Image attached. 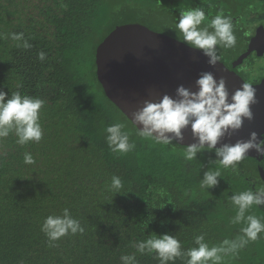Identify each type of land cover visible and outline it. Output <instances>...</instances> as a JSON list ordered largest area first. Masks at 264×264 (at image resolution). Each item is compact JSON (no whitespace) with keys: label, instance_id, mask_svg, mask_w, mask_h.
Segmentation results:
<instances>
[{"label":"trees","instance_id":"16d2710c","mask_svg":"<svg viewBox=\"0 0 264 264\" xmlns=\"http://www.w3.org/2000/svg\"><path fill=\"white\" fill-rule=\"evenodd\" d=\"M239 1L0 0V91L44 101L38 143L20 145L14 131L0 138V264H124L125 255L135 257L133 264H160L155 253L137 251L152 235L170 233L186 252L197 247L198 235L213 247L242 234L244 225L230 222L236 214L230 198L255 191V183L260 186L256 163L244 159L235 168H222L215 149L206 147L187 161L186 146L140 137L105 94L95 59L98 46L115 28L133 22L152 29L136 22L148 20L138 6L149 4L154 12L162 4L156 18L163 24L172 18L168 35L177 38L181 9L202 8L209 21L221 10L233 18L226 12L240 7ZM233 30L236 36L234 24ZM12 33H23L19 43L27 40L31 47H18ZM243 34L238 29L237 36ZM236 46H218L221 61L231 60ZM96 87L107 98L98 97ZM116 123L125 125L135 145L127 153H114L108 146L105 129ZM26 153L33 164L24 162ZM217 169L218 184L202 189L204 173ZM113 176L121 179V192L109 187ZM65 208L84 232L50 242L42 225L50 215L62 216ZM254 209L264 215L260 207ZM259 239L264 240V233ZM252 248L247 244L238 254L224 256L222 264H264V249L255 254ZM187 259L168 264H186Z\"/></svg>","mask_w":264,"mask_h":264},{"label":"clouds","instance_id":"9594fccd","mask_svg":"<svg viewBox=\"0 0 264 264\" xmlns=\"http://www.w3.org/2000/svg\"><path fill=\"white\" fill-rule=\"evenodd\" d=\"M206 18V12L202 8L181 9L174 30L180 34L179 40L202 50L209 57L208 63L215 66L222 59L217 51L218 46L226 49L235 47L236 36L232 20L224 15L223 10L204 24ZM11 39L18 42V47H31L27 40H23L22 45L19 43L23 39V33H12ZM38 58L43 61L45 53L41 52ZM196 84L198 91L180 86L177 89V98L164 95L159 102L145 101L144 106L134 114V124L143 125L137 134L155 143L169 145L173 139L169 133L182 138V129L191 124L199 143L186 146L183 156L187 161L195 159L197 153L205 147L208 150L215 149L217 164L222 168H235L253 148L264 156V140L257 143L255 132L247 141L216 147L223 136L240 129L245 118H252L251 105L256 102V88L249 83H243L231 95L230 100L224 77L217 80L212 72H203ZM43 104L42 99L21 95L19 91L11 96L0 91V138L8 137L14 131L18 144L24 145L29 141L38 143L43 136L39 123ZM124 128V124L116 123L105 129L108 146L114 153H127L135 147L134 143L129 142L130 133L124 131ZM24 162L33 164L35 161L31 154L26 153ZM220 176L219 169L205 172L200 187L208 189L216 186ZM109 187L114 192H121V179L113 176ZM230 202L236 209L230 222L244 225L240 229L242 234L236 239H225L219 246L209 247L204 236L198 235L195 237L197 247L185 252L175 236L164 233L141 241L137 245V251L141 254L155 253L160 264L174 262L181 256L188 257L186 264H222L224 256L238 254L249 241L257 240L259 234L264 233V221L254 215H246L254 205H264V187H259L256 191L234 193ZM42 231L51 242L69 233L82 234L84 228L71 216L69 209L65 208L62 216H48L42 225ZM121 260L124 264H133L135 257L125 255Z\"/></svg>","mask_w":264,"mask_h":264},{"label":"water","instance_id":"95a60500","mask_svg":"<svg viewBox=\"0 0 264 264\" xmlns=\"http://www.w3.org/2000/svg\"><path fill=\"white\" fill-rule=\"evenodd\" d=\"M262 37L264 27H258L249 51L239 57L236 64H240L250 51L258 50L254 43H261ZM208 61L209 57L202 50L166 33L133 23L115 28L96 51L97 77L105 94L133 124L134 114L144 106L145 101L159 102L164 95L177 98L180 86L198 91L196 81L203 72H212L217 80L225 78L230 100L231 95L247 83L222 61L215 66ZM253 86L256 88V102L251 105L252 118H245L240 129L223 136L217 148L247 141L253 132L257 134V143L264 140V83ZM135 126L143 128L142 124ZM168 135L182 146L199 143L191 124L182 129V138L172 133ZM244 159L257 164L264 180V156L253 148Z\"/></svg>","mask_w":264,"mask_h":264},{"label":"flooded vegetation","instance_id":"af4514ba","mask_svg":"<svg viewBox=\"0 0 264 264\" xmlns=\"http://www.w3.org/2000/svg\"><path fill=\"white\" fill-rule=\"evenodd\" d=\"M263 2L261 5V15H259L257 12H255V15L259 17V19H255V23L253 24L254 27L250 30V26L247 22H244L245 15L247 12H245V15L239 13L238 9L234 8V11H227V14H234L232 21L235 26V34L238 35V29H243L244 34L239 38L240 39V45H242L243 49L236 55L232 57L231 60L228 59L226 61H223L227 65V67L230 69V71L234 74H238L241 77L245 79V81L251 85L253 84H261L264 83V51L260 52V50L264 47V37L261 38V43H254L255 48L258 47V50L254 49L248 53L246 57H244L240 64H236V60L245 55L252 44V39L256 33V29L258 27H264V0H258ZM255 4L251 5V10L253 8H257V6H254ZM251 20L252 23V16L249 14L248 17H246L247 20ZM258 20V21H257ZM256 168L258 170L257 164ZM259 172V170H258ZM262 183L260 186H257L255 183L253 189L256 191L259 187H264V180L261 177L260 180ZM259 207V206H258ZM261 209L264 210V205L260 206Z\"/></svg>","mask_w":264,"mask_h":264},{"label":"rangeland","instance_id":"374dc122","mask_svg":"<svg viewBox=\"0 0 264 264\" xmlns=\"http://www.w3.org/2000/svg\"><path fill=\"white\" fill-rule=\"evenodd\" d=\"M237 1H239V0H237ZM240 2H241V6H240V7H237L238 11H245V12H248V15H247L246 17H248L249 14H251V16H252V23H251V20H249V19L246 21V17H245V19H244V22H247V23L249 24V26H250L249 29L251 30V29L254 27L253 24L255 23V19H259V17H258L257 15H255V12H257L259 15H261V11H260V10H261V8H262L261 5L263 4V2L258 1V0H240V1L237 3V5H238ZM251 3H252V4H251ZM250 4H251V5L255 4L254 6H257V8H253V9L251 10V8H250ZM235 6H236V5H235ZM136 10H140L141 13H142L145 17L148 18L147 21L144 20V19H141V20L138 19L139 21H136V22H140V21H141V22H143V23H146V24L149 25L154 31L168 34V32H170V30L174 27V20H173L172 18H171V20L167 21L168 23H166V24H163L162 21H160V20H158V19L156 18V17H157L156 14H157L158 11L160 12L159 14L162 15V13H161V11L163 10L162 4L158 5V11L155 10L154 12L151 11V8L149 7V4H147V8L144 7V6H138ZM180 11H181V10H180ZM150 14H152L153 16L150 15ZM208 22H209V19L206 18L204 24H207ZM132 23H133V22H132ZM175 24H176V22H175ZM204 24H203V26H204ZM203 26L201 25V27H203ZM210 30H211V29H210ZM174 33H175V36H176L177 38L180 37V34H179L178 32L174 31ZM178 39H179V38H178ZM236 44H237V46H236V48L234 49V52H232V54H231L232 56L238 54V53L243 49L242 45H240V39H239L238 36H236ZM95 59H96V56H95ZM91 70H92V69H91ZM92 73H94L93 70H92ZM93 90L95 91V93H96V95H97L98 97L107 98V97L104 95V93H101V94H100V92H99V90H98V87L94 88ZM247 165H248L250 168H254V167H255L254 164H251V163H249V164H247ZM248 213L251 214V215H254V216L260 218L262 221H264V215L262 216V215H260L258 212H255L254 206H253L251 209L248 210ZM248 244H253V248H252V251H251V252H253V253H255V254H262V250H261V249H264V240L261 241V240L258 238V239L255 240V241H249Z\"/></svg>","mask_w":264,"mask_h":264},{"label":"bare ground","instance_id":"6f19581e","mask_svg":"<svg viewBox=\"0 0 264 264\" xmlns=\"http://www.w3.org/2000/svg\"><path fill=\"white\" fill-rule=\"evenodd\" d=\"M258 21V20H257Z\"/></svg>","mask_w":264,"mask_h":264}]
</instances>
